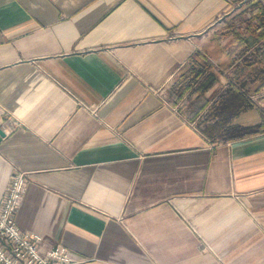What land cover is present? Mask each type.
Listing matches in <instances>:
<instances>
[{
	"label": "crops",
	"instance_id": "0c3cea01",
	"mask_svg": "<svg viewBox=\"0 0 264 264\" xmlns=\"http://www.w3.org/2000/svg\"><path fill=\"white\" fill-rule=\"evenodd\" d=\"M251 3L0 0V199L25 172L15 220L39 252L264 264V131L235 134L261 119L259 81L232 77L224 39ZM230 82L250 106L223 120Z\"/></svg>",
	"mask_w": 264,
	"mask_h": 264
},
{
	"label": "built area",
	"instance_id": "2783aa9c",
	"mask_svg": "<svg viewBox=\"0 0 264 264\" xmlns=\"http://www.w3.org/2000/svg\"><path fill=\"white\" fill-rule=\"evenodd\" d=\"M25 172L14 171L0 199V264H76L62 245L39 252L41 235L20 229L15 215L25 188Z\"/></svg>",
	"mask_w": 264,
	"mask_h": 264
},
{
	"label": "trees",
	"instance_id": "16d2710c",
	"mask_svg": "<svg viewBox=\"0 0 264 264\" xmlns=\"http://www.w3.org/2000/svg\"><path fill=\"white\" fill-rule=\"evenodd\" d=\"M248 15L243 21L241 26H230V29L226 32L224 39L230 44H234V52H237L242 56V61L232 72V77H240L242 74H250L259 81V84L255 88V92H259L264 88V8L258 3H251L248 8ZM229 26H226V28ZM250 34L254 41L255 45L252 48V52L246 54L248 51V46L246 43L245 36ZM190 87V84L187 83L184 85L182 92L186 91ZM226 94L233 95L230 100L226 102V105L220 107V117L223 120L228 118V109L235 107L237 109L246 108L249 105L250 101L246 96L238 91V87L234 83H229L226 90ZM264 104V98L262 99ZM207 102L205 101L199 110L206 106ZM225 108H228L225 110ZM231 114V113H230ZM264 131V113L261 116V119L258 124L250 128H241L235 134L236 136H245L254 134L257 132Z\"/></svg>",
	"mask_w": 264,
	"mask_h": 264
},
{
	"label": "rangeland",
	"instance_id": "374dc122",
	"mask_svg": "<svg viewBox=\"0 0 264 264\" xmlns=\"http://www.w3.org/2000/svg\"><path fill=\"white\" fill-rule=\"evenodd\" d=\"M241 12L238 11V9L233 10L232 13L230 14V16L225 20L226 23L228 25H231V26H237V25L238 26H241L243 24V21H244L243 20L244 19V16H243V14ZM221 23H222V21L219 24H216L215 27H214V29L216 27H220L221 26L220 25ZM226 43H227V41H226ZM247 54H249V53H247ZM241 61H242L241 59L238 60V62L236 63V66L239 63H241ZM231 75H232V73H231ZM256 93L257 94L254 95L253 102L258 106L259 112L261 113V116H262V114L264 113V104L262 103V99L264 98V88H262L259 92H256ZM229 134H231V133L230 132H227V131H225L223 133V135H225V136L226 135H229Z\"/></svg>",
	"mask_w": 264,
	"mask_h": 264
},
{
	"label": "water",
	"instance_id": "95a60500",
	"mask_svg": "<svg viewBox=\"0 0 264 264\" xmlns=\"http://www.w3.org/2000/svg\"><path fill=\"white\" fill-rule=\"evenodd\" d=\"M4 132L0 129V140H1V138L4 136Z\"/></svg>",
	"mask_w": 264,
	"mask_h": 264
}]
</instances>
